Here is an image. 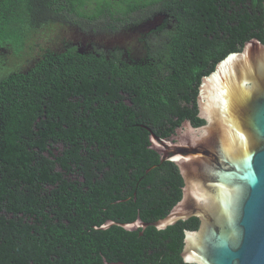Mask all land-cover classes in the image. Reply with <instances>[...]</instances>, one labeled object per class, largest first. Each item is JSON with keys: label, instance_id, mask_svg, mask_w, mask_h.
<instances>
[{"label": "trees", "instance_id": "1", "mask_svg": "<svg viewBox=\"0 0 264 264\" xmlns=\"http://www.w3.org/2000/svg\"><path fill=\"white\" fill-rule=\"evenodd\" d=\"M156 17L166 20L137 64L70 47L24 71L0 66V264H186L172 257L198 219L148 229L142 241L173 232L175 243L166 258L144 257L132 231L100 230L99 210L126 178L163 164L152 134L169 140L186 122L205 125L202 81L250 41L264 44V0H0V57L24 59L31 32L57 18L117 31ZM165 164L180 185L177 165ZM94 185L100 198L86 199ZM172 195L173 210L183 194ZM118 235L132 255L108 248Z\"/></svg>", "mask_w": 264, "mask_h": 264}, {"label": "water", "instance_id": "2", "mask_svg": "<svg viewBox=\"0 0 264 264\" xmlns=\"http://www.w3.org/2000/svg\"><path fill=\"white\" fill-rule=\"evenodd\" d=\"M198 103L204 126L185 123L169 140L152 134L161 161L176 164L184 181L182 200L152 226L200 221L186 234V264H264V44L250 41L220 62L203 79ZM111 225L133 228L100 230Z\"/></svg>", "mask_w": 264, "mask_h": 264}, {"label": "flooded vegetation", "instance_id": "3", "mask_svg": "<svg viewBox=\"0 0 264 264\" xmlns=\"http://www.w3.org/2000/svg\"><path fill=\"white\" fill-rule=\"evenodd\" d=\"M165 20L166 17H156L151 22H148L153 25L146 23L139 25L137 28H131V25H126L117 31L108 29V25L111 21L105 22V25L89 26V29L83 30L79 26L70 25L74 28V31L79 34V37H82L81 39H73V41L66 40L65 42H62L61 45L60 43L57 44L55 48L48 47L46 49H40L36 58L28 61L27 66L29 67L30 65H34L36 60L39 61L40 57L47 51L57 53L66 52L70 47L77 50L79 49L80 53L88 52L97 54L99 52L103 54L107 60H120L129 65L135 63L137 64L140 61L147 59V57L145 59L146 49H149L150 41L154 40L156 34H158L156 30L162 27ZM50 24H60V19L57 18L56 21L52 20L50 23L44 22L39 28L35 29L34 32H31V34L39 33L43 27ZM127 31H131L132 33H128ZM127 33L134 34L135 41L126 38L125 36ZM111 35H115V38ZM87 38L89 40H87ZM125 101L128 106L132 107V102L129 101V99L124 100V102ZM178 129L179 130L177 131H183V125ZM149 131H152V129H149ZM163 132L166 133L168 131ZM150 148L151 145L149 146V149ZM159 156H156V158H160ZM161 163L163 164L152 165L151 168L146 171L147 175H150V173L153 172V174L148 177L136 179V177L131 176L126 178V181H122L121 184L115 187V192H109L108 207H104L99 210L100 217L104 220L102 227L110 224L133 226L131 230L133 234L129 235V237L134 241L139 239V242H143V247L145 249L144 257H147L148 254V256L166 258L167 252L170 251L169 247L173 246L175 243V234L173 232L164 234L160 237L154 236L153 240L150 239V243L142 241L145 236V232L153 227L152 224L165 219L168 216L167 214H170L173 201L172 189L176 186V188L183 194L184 181L181 180L182 185H177V181L175 179L177 177V173L172 172L165 162L161 161ZM134 170L135 171H131V174L137 173V169ZM173 179L175 180L172 183ZM94 183L97 184L96 181H94ZM109 185L112 186V184ZM99 188L100 187L94 185L91 195L86 197V199L91 200L92 198L94 201L96 198L99 199ZM114 198H116L115 201L113 200ZM102 210L105 213L103 212L102 214ZM190 220H187L185 223ZM98 221L101 222L100 218ZM112 227L113 226L111 225L110 228ZM182 227L184 229L186 228L184 225ZM199 227L200 221L198 229ZM198 229L196 231H198ZM186 230L187 231H184V238L178 251L180 257L176 254H173L174 256L172 257L173 260H180L183 263H185L182 258V254L185 246L186 234L195 232L190 228H186ZM122 237L123 236L118 235L117 237L112 238L108 248L116 247V252L120 256L132 255V251L129 250L131 241L122 239ZM111 252H113V250H111ZM104 260L106 261V258ZM119 264L125 263L121 261Z\"/></svg>", "mask_w": 264, "mask_h": 264}, {"label": "rangeland", "instance_id": "4", "mask_svg": "<svg viewBox=\"0 0 264 264\" xmlns=\"http://www.w3.org/2000/svg\"><path fill=\"white\" fill-rule=\"evenodd\" d=\"M128 33L132 32L130 31ZM128 33L125 37L135 41V35ZM111 36L114 37L115 35ZM81 38L82 37H79V34L74 31L72 26L64 24V22H60V24L56 25L50 24L43 27L39 33L32 34L27 43L24 59L6 54L0 57V66L8 71H10V69L18 70V68L24 71L27 66V61L35 59L40 49H46L48 47L55 48L57 44L60 43L61 45V43L66 40L73 41V39L79 40ZM87 40L89 39L87 38Z\"/></svg>", "mask_w": 264, "mask_h": 264}, {"label": "snow or ice", "instance_id": "5", "mask_svg": "<svg viewBox=\"0 0 264 264\" xmlns=\"http://www.w3.org/2000/svg\"><path fill=\"white\" fill-rule=\"evenodd\" d=\"M252 159H253V157H252L251 155H246V156H245V158H244V164H245L246 167L249 165V163H250V161H251ZM260 163H261L262 166H264V159H262V160L260 161ZM246 178H250V179H252L253 181H254V179H255V177L252 175L251 172H249L248 177H246Z\"/></svg>", "mask_w": 264, "mask_h": 264}]
</instances>
